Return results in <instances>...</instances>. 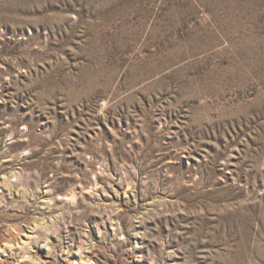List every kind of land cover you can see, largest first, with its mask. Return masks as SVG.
Segmentation results:
<instances>
[{
  "label": "rangeland",
  "instance_id": "obj_1",
  "mask_svg": "<svg viewBox=\"0 0 264 264\" xmlns=\"http://www.w3.org/2000/svg\"><path fill=\"white\" fill-rule=\"evenodd\" d=\"M0 264H264V0H0Z\"/></svg>",
  "mask_w": 264,
  "mask_h": 264
}]
</instances>
